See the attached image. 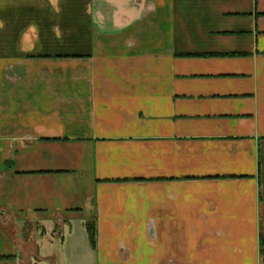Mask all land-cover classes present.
Wrapping results in <instances>:
<instances>
[{
    "label": "crops",
    "instance_id": "crops-1",
    "mask_svg": "<svg viewBox=\"0 0 264 264\" xmlns=\"http://www.w3.org/2000/svg\"><path fill=\"white\" fill-rule=\"evenodd\" d=\"M263 243L264 0H0V264Z\"/></svg>",
    "mask_w": 264,
    "mask_h": 264
},
{
    "label": "trees",
    "instance_id": "trees-1",
    "mask_svg": "<svg viewBox=\"0 0 264 264\" xmlns=\"http://www.w3.org/2000/svg\"><path fill=\"white\" fill-rule=\"evenodd\" d=\"M88 228L90 229V227H88ZM93 234H94V233H93ZM93 234H92V233L90 234V239H91L92 242H94Z\"/></svg>",
    "mask_w": 264,
    "mask_h": 264
},
{
    "label": "rangeland",
    "instance_id": "rangeland-1",
    "mask_svg": "<svg viewBox=\"0 0 264 264\" xmlns=\"http://www.w3.org/2000/svg\"><path fill=\"white\" fill-rule=\"evenodd\" d=\"M264 244V243H263Z\"/></svg>",
    "mask_w": 264,
    "mask_h": 264
}]
</instances>
